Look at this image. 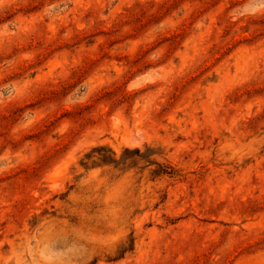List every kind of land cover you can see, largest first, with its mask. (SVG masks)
Wrapping results in <instances>:
<instances>
[{
    "label": "rangeland",
    "instance_id": "374dc122",
    "mask_svg": "<svg viewBox=\"0 0 264 264\" xmlns=\"http://www.w3.org/2000/svg\"><path fill=\"white\" fill-rule=\"evenodd\" d=\"M0 264H264V0H0Z\"/></svg>",
    "mask_w": 264,
    "mask_h": 264
}]
</instances>
